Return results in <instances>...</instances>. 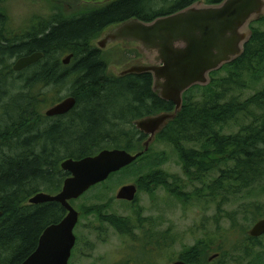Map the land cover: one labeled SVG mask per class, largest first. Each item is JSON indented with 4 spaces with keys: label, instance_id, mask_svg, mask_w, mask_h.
<instances>
[{
    "label": "trees",
    "instance_id": "16d2710c",
    "mask_svg": "<svg viewBox=\"0 0 264 264\" xmlns=\"http://www.w3.org/2000/svg\"><path fill=\"white\" fill-rule=\"evenodd\" d=\"M196 1L111 0L74 14L58 13L34 24L30 33L20 37L8 34L7 18L0 10V97L8 98L0 115V264H21L38 247L44 229L66 215L58 202L29 203L38 192L55 194L61 190L69 176L60 167L64 159L95 155L106 148L140 151L146 135L133 121L174 109L171 101L162 100L152 90L151 74L118 77L110 73L107 54L93 41L112 24L134 17L152 21ZM261 26L264 16L252 23L253 35L241 57L213 72L209 85L194 86L185 92L182 110L157 135L156 141L169 143L177 152L184 178L158 169L144 171L162 159L150 158V147L132 164L111 174L109 180L120 172L141 171L135 183L139 190L152 193L160 186L183 201L205 196L216 203L217 209L264 189V88L243 97L250 84L264 77ZM37 51L44 54L43 58L14 75L11 60ZM67 54H73V58L64 65L62 56ZM67 84L71 87L68 96L76 98L75 106L64 116L47 117L43 108L64 98H50L46 93ZM3 92L7 93L5 98ZM233 124L238 125V131L227 133ZM189 185H194L190 197L191 193L184 191ZM246 206L241 212L250 211ZM84 211L123 232L133 221L103 216L99 205ZM259 216L264 213H255V218ZM262 238L264 235L248 234L237 248L244 249L246 256L252 255ZM197 244L180 259L204 264L212 247L199 246L203 241ZM145 249L148 253V246ZM223 249V245L216 249L221 257L227 255Z\"/></svg>",
    "mask_w": 264,
    "mask_h": 264
},
{
    "label": "water",
    "instance_id": "95a60500",
    "mask_svg": "<svg viewBox=\"0 0 264 264\" xmlns=\"http://www.w3.org/2000/svg\"><path fill=\"white\" fill-rule=\"evenodd\" d=\"M95 5L110 0L87 1ZM264 16V0H221L207 3L198 0L174 13L152 21L130 18L107 27L93 41L100 50H108L122 43L136 48L139 58H133L121 67L109 66L118 77L130 74H151L152 90L164 101H171L174 109L149 114L134 120V125L148 137L142 150L129 152L121 148H106L95 155L64 159L60 167L69 173L58 193L38 192L29 200L31 204L58 202L66 210L64 218L49 225L40 236L36 250L21 264H69L76 245L75 228L80 212L72 200L80 198L93 186L129 166L147 152L157 135L182 110L184 94L194 86H207L211 74L224 65L237 60L253 35L252 23ZM40 51L21 56L14 65L20 71L43 58ZM73 54L62 61L69 64ZM110 72V71H109ZM73 95L50 107L48 116L66 114L73 109ZM138 186L128 184L117 193L119 200L133 202ZM2 212L0 211V217ZM252 237L264 235V218L250 229ZM172 264H188L177 260Z\"/></svg>",
    "mask_w": 264,
    "mask_h": 264
},
{
    "label": "rangeland",
    "instance_id": "374dc122",
    "mask_svg": "<svg viewBox=\"0 0 264 264\" xmlns=\"http://www.w3.org/2000/svg\"><path fill=\"white\" fill-rule=\"evenodd\" d=\"M83 2V0H4L0 4V10L6 15L5 28L8 34L20 37L30 33L34 24L48 21L58 13L64 12L68 15L75 11L82 12L95 5ZM108 50L105 52L108 64L116 67H121L133 59L132 55H128L129 50L133 53L134 50L137 51L136 48L125 47L122 43L114 46L112 51ZM65 56L63 55L62 58ZM14 60L16 58L12 59L11 63ZM109 71L114 72L112 68ZM11 85L10 83V87ZM10 87H7L9 91ZM262 88H264V77L258 83L250 84V87L244 91L243 97H248ZM53 89L46 95L50 98L58 96L63 99L70 94L71 87L67 84ZM14 91H16L15 87ZM6 95L7 93L3 92L4 98ZM6 98L2 100L0 97V115L3 104L8 100ZM51 106L44 107L43 112L45 113ZM238 128V125L233 124L226 132L234 133ZM125 129H129V124ZM149 156L162 157V159L159 163L148 166L149 168L144 171L158 169L184 178L178 154L169 143L163 140L154 141ZM131 172L133 171L120 172L103 184L93 186L75 200L73 205L80 212V220L75 229L77 242L69 264H172L181 260L180 257L187 249L198 245L197 243L201 241L204 244L199 246L204 247L209 244L213 251L206 256L204 264H264V238L261 245L251 251L252 255L246 256L244 249L237 248L245 240L252 226L264 218V216L255 218V213H264V189H259L252 197L223 203L219 209L216 203L210 202L205 196L183 201L160 186L152 193L138 190L136 200L130 203L119 200L117 193L122 186L135 184L136 178L143 174L141 171ZM184 189L186 193H191L188 195L190 197L194 185ZM94 205H99L103 216L114 215L131 218L133 221L126 228V232H123L120 227L99 219L96 214L85 213L84 210ZM244 206L250 211L241 212V209H245ZM127 232H130L129 236ZM145 232L146 236H144ZM222 245L223 250L227 251L225 257H221V251L219 254L216 250ZM146 246L149 248L148 253ZM211 257L212 260H209ZM259 259L262 261L260 262ZM197 264L201 263L197 262Z\"/></svg>",
    "mask_w": 264,
    "mask_h": 264
},
{
    "label": "flooded vegetation",
    "instance_id": "af4514ba",
    "mask_svg": "<svg viewBox=\"0 0 264 264\" xmlns=\"http://www.w3.org/2000/svg\"><path fill=\"white\" fill-rule=\"evenodd\" d=\"M102 1V0H101ZM111 1V0H110ZM108 2V1H107ZM107 2H105V3H102V4H99V5H101V6H103V5H105ZM72 9H74V8H72ZM80 11V10H79ZM75 12H78V11H75ZM75 12H73L72 14H74ZM171 14V13H170ZM116 46H118V45H116ZM112 48H114V46L113 47H111L109 50H111ZM108 50V51H109ZM115 50V49H114ZM113 50V51H114ZM101 51H103V52H107V50L106 51H104V50H101ZM112 51V50H111ZM117 52V51H116ZM134 52L135 53H133V52H131V50H129V53H128V55L129 56H133V58H135L136 56H139V53H138V51H136V50H134ZM113 55L115 54V53H112ZM67 55H69V54H67ZM24 56V55H23ZM125 56V55H124ZM20 58V57H19ZM19 58H16V60H14L13 61V63H12V69H13V71H14V75H17V74H20V73H23L26 69H28L30 66H32V65H34V64H32V65H30V66H28V67H26V68H24V69H22V70H20V71H16V70H14V65H15V63L17 62V60L19 59ZM73 58V57H72ZM72 60V59H71ZM63 62V61H62ZM70 63H71V61H70ZM69 63V64H70ZM64 64V63H63ZM69 64H64V65H69ZM108 69H109V67H108ZM110 73H112V74H114L113 72H110ZM48 110V109H47ZM46 110V111H47ZM70 112V111H69ZM68 112V113H69ZM68 113H66V114H68ZM66 114H62V115H55V116H48L47 114H46V112H45V115L47 116V117H49V118H51V119H56V118H58V117H61V116H64V115H66ZM133 124H134V121H133ZM148 136L146 135V138H147ZM126 201V200H125ZM215 256H218V254H215ZM212 258L213 257H211V258H209V260H212Z\"/></svg>",
    "mask_w": 264,
    "mask_h": 264
}]
</instances>
